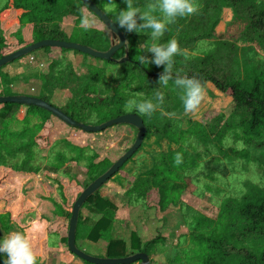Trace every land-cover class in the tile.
Segmentation results:
<instances>
[{
    "label": "rangeland",
    "instance_id": "obj_1",
    "mask_svg": "<svg viewBox=\"0 0 264 264\" xmlns=\"http://www.w3.org/2000/svg\"><path fill=\"white\" fill-rule=\"evenodd\" d=\"M10 1L0 0V9ZM260 4L264 5V0H261ZM8 8L9 6L3 11L0 10V21L8 30V40L14 42L17 37L29 36L33 42V35L20 23L24 11H19L17 16L15 12L10 11L12 8ZM248 11L249 8L244 5H239L236 9H223L220 16L215 18L213 38L198 44L196 50L193 48L195 51L185 49L184 53L191 57L211 54V60L224 75L235 71L234 63L237 62L246 68L263 70L264 27L261 32L250 28L251 17ZM86 19L87 23L77 24L75 17H64L56 30L63 34L64 40L67 41L77 27L99 30L109 36L113 45L110 31L100 20L94 16H87ZM151 43L152 41H148L149 45ZM48 49L50 48L34 51L6 65L3 72L13 79L7 85L8 90L16 96L39 99L43 97L64 113L74 114L83 120L84 124L96 126L99 124L100 114L106 110L103 98L96 100L75 97V91L80 90L79 86L85 82L91 70L105 69L106 62L76 51ZM54 64L55 79L49 77L46 81L43 74L48 73L49 67ZM112 72L109 68L108 74L111 75ZM66 79H69V82L67 87H64L61 84L65 83ZM1 83L0 81V88ZM105 86L111 88L116 84L110 81L101 82L100 87ZM204 91V100L195 113L185 114L184 111L179 112V105L178 109L171 105V108H175V115L171 117L184 122H203L217 132L223 125L231 124L244 116L242 111L234 108L232 99L217 91L212 84H207ZM125 96L127 97V94ZM129 99L141 100L128 96L127 101ZM172 101L173 99L168 98L170 104ZM86 105L90 109L84 110ZM25 116L26 108L23 106L16 119L22 122ZM215 118L218 120H214ZM31 122L30 125H33L38 119H32ZM210 127L207 128L208 131ZM183 128L185 129V125ZM12 129L20 131L23 128L18 125ZM137 133L135 128L126 125L114 126L100 133H86L51 119V126H48L46 134L42 135L43 140L37 146L9 156L7 152L10 144L0 120V176L3 171H11L13 174L10 182L6 183L0 192V196H5L9 204L13 220L10 224L12 229L6 232L0 228V239L13 231H26L33 222L41 223L43 229L32 236L38 264H83V261L71 254L67 245L61 242V236L56 235L55 230L59 229L58 221L66 219L58 217L57 208L63 207L64 194L68 200V208L65 210L68 214L77 192L90 184L86 154L90 156L94 151L99 154L100 159L120 158L126 149L132 147ZM235 133L227 131L223 149H248L251 154L249 161L219 156V148L213 139L209 141L213 145H209L207 150L191 140L195 153L201 154L202 160L194 172L184 176L180 186L182 189L179 205H171L164 211L158 208L155 194L148 200L139 202H133L126 196L128 182L152 169L154 158L169 148L165 142L160 147L153 137L148 138L120 174L99 190L100 195L109 199L116 207L110 238L124 241L127 252L130 253V238L133 232H136L143 242L159 237L161 241L150 254L149 264H179L174 263L175 259L186 263L185 251L192 248L191 231L186 224L187 217H192L195 212L216 222L226 200L242 198L252 188L264 191V179L257 162V158L262 157V151H252L254 146L249 147L243 140H235ZM190 152L193 154V151ZM81 215L82 219L86 220L83 228L79 226L80 239H77V247L89 256L104 258L108 243L102 240L94 243L86 238L88 229L94 224L93 214L85 208ZM235 234L236 240L224 244V248L232 255L241 251L256 254L264 252V231L246 236H240L237 231Z\"/></svg>",
    "mask_w": 264,
    "mask_h": 264
},
{
    "label": "trees",
    "instance_id": "obj_2",
    "mask_svg": "<svg viewBox=\"0 0 264 264\" xmlns=\"http://www.w3.org/2000/svg\"><path fill=\"white\" fill-rule=\"evenodd\" d=\"M260 1L194 0L197 11L190 16L178 18L169 25L168 31L159 41L160 43H166L168 40L175 38L180 47L179 54L174 57L173 79L167 85H159L158 83L160 75L164 71L163 66L157 67L154 64L142 66L139 64V57L145 51L144 46H150L148 41L151 40L148 34L146 32L139 35L136 33L125 34L123 30H120L125 37V41L130 42L128 47L120 49L111 60L105 61L107 65L105 69L91 70L85 82L79 86L80 90L78 92H76L77 89L74 90L75 97H89V99L96 100L103 98V105L106 110L100 114L99 124H96V126L123 115L135 114L141 117L146 127V134L140 149L144 146L145 141L151 137L155 139L158 146L161 147V144L165 142L169 147L166 152H161L154 158L152 169L128 182L126 196L132 199L133 202L148 200L150 196L155 194L154 197L161 211L166 210L171 205H179L182 189L180 186L184 176L194 172L202 160V155L195 153L191 140L207 150L209 145H213L209 143L210 139H213L219 145L216 144L219 148V156L226 159L232 157L246 162L249 161L251 154L248 149H223V141L227 131H233L234 133L236 131L234 139L243 140L246 146H254L251 149L252 151H262V157L257 158V162L264 179V69L259 71L257 68H246L237 62L234 63L235 71L224 75L211 60V57H213L211 54L205 53V56L191 57V55L184 53L185 49L195 48L196 50L198 44L213 38L212 29L215 27V18L220 16L223 9H236L239 5L247 6L251 17L250 28L257 31L263 30L264 7L262 6L264 5L260 4ZM91 2L112 22H115L118 10L126 7L123 0H111V2L109 0H91ZM7 3L0 9L1 11L8 7ZM133 3L142 10H147L149 5L154 3V0H133ZM13 9L24 11L20 23L27 28L29 34L33 35L34 41L31 42L32 39L29 36H24L17 37L14 42H10L6 36L8 30L4 28V23L0 21V59L46 39L67 41L64 40V35L56 30L58 23L64 17H75L77 24H81L87 16L96 17L81 0H13ZM79 28L75 29L67 42L83 45L99 52H107L111 48V40L106 33L91 28ZM145 55L151 57L150 53H145ZM124 58L126 60L121 63L120 61ZM55 66L56 64L51 65L49 67L50 71L43 74L46 81L49 77L55 79ZM5 67L0 68V81L2 82L0 97L16 96L11 94L7 88V85L13 79L9 74L3 72ZM109 68L113 70L111 75L108 74ZM184 77L197 78L203 88L207 84H212L217 91L232 99L234 108L237 111H242L244 116L231 124L223 125L217 132H214L209 124L203 122L192 120L184 122L172 118L171 116L175 115V108L178 109V105L179 112L184 111L181 100L183 90L178 88L174 82L176 78ZM64 81L65 83L59 84L67 87L69 79ZM103 81L113 82L116 86L111 88L100 87ZM157 93L163 96L162 102L155 101ZM126 94L127 97H137L141 100L152 99L158 104L156 111L151 116L128 111L125 107ZM168 98L173 99L172 104L168 102ZM40 99L48 102L43 97ZM171 105L175 108H171ZM22 107L8 103L0 105L1 126L7 132V141L10 144L7 152L9 156L26 152L31 147L37 146L43 140L44 136L42 135L46 134L48 126H51V119L62 123L50 113L33 106L25 107L26 116L22 122H19L16 116ZM83 109H90V107L86 105ZM65 113L75 121L84 124V121L75 117L74 114ZM32 119H38V122L30 125ZM214 120L218 119L215 118ZM18 125L22 126V131L12 129ZM183 125H185V129ZM208 127H210V131L207 130ZM128 150L129 148L125 150V153ZM190 151H193V154ZM120 158L110 159L106 157L100 159L99 154L94 151L90 156L86 154L87 175L91 181L90 184L104 175ZM124 166L112 179L120 174ZM12 175L11 171L2 172L0 192L5 184L10 182ZM86 188H82L77 192L68 214L65 211L68 208V200L64 194L62 198L65 209L63 207L57 208L59 211L58 217H66V219L58 221L59 231L56 232V235L60 237V231H64L65 235L60 238L61 242L66 245L73 205ZM0 205L3 206L2 209L0 208V228L7 232L12 229L10 224L13 220L11 219L9 204L3 195L0 196ZM85 208L93 214L94 220L93 226L88 229L86 238L94 243L101 240L108 243L104 258L123 259L135 254H146L149 257L161 241L157 237L143 242L141 237L133 232L130 238V253H128L124 241L110 238L116 207L109 199L100 195L98 190L87 199L80 210L76 243L77 239H80V235L78 236L79 226L83 228L86 220H83L81 215L82 210ZM2 211L6 212L1 213ZM186 224L191 231L192 248L185 251L186 263L180 259H175L174 263L264 264V252L256 254L251 251H241L236 255H232L224 248L226 242L236 240V231L239 232L240 236L264 231V191L252 188L242 198L226 200L222 204L216 222L193 212L192 217H187ZM0 264H3L2 256H0ZM83 264L89 263L83 262Z\"/></svg>",
    "mask_w": 264,
    "mask_h": 264
},
{
    "label": "clouds",
    "instance_id": "obj_3",
    "mask_svg": "<svg viewBox=\"0 0 264 264\" xmlns=\"http://www.w3.org/2000/svg\"><path fill=\"white\" fill-rule=\"evenodd\" d=\"M111 2V0H109ZM126 7L119 9L115 22H111L115 30H123L125 34L146 32L152 41L150 46L145 45V51L139 57V64L164 67L159 78V85H167L173 79L172 69L174 57L179 54V42L173 38L166 43L159 41L168 31L169 25L178 18L190 16L197 11L194 0H154L147 10H142L134 5L133 0H123ZM158 13L159 15H157ZM87 23V19L82 21ZM109 28V27H108ZM109 35L113 46H120L122 41L119 36H113L109 28ZM130 42L124 41L125 48ZM145 53H150L149 58ZM175 85L183 90L181 97L185 114L195 113L204 100L205 91L201 82L195 77L176 78ZM155 101L162 102L163 96L157 93ZM158 104L152 99H129L126 102L128 111H135L144 116H151L156 111ZM43 229L41 223L33 222L26 231H13L0 239V256L3 264H38L32 244V236ZM6 257V258H5Z\"/></svg>",
    "mask_w": 264,
    "mask_h": 264
},
{
    "label": "water",
    "instance_id": "obj_4",
    "mask_svg": "<svg viewBox=\"0 0 264 264\" xmlns=\"http://www.w3.org/2000/svg\"><path fill=\"white\" fill-rule=\"evenodd\" d=\"M82 3L104 24V26L109 30H113V36H119L122 44L120 46H111V48L107 52H99L93 50L89 47L67 42V41H58V40H50L46 39L32 45H29L25 48H22L14 53H11L0 59V68L6 66L9 63H12L26 55L33 53L34 51L44 49V48H59L63 50H71L76 51L81 54L87 55L94 59H99L103 61H109L115 55L117 51L122 48H125L123 42L125 41L124 35L120 30H115L114 26L111 24V20L101 12L92 2L91 0H81ZM111 21V22H110ZM109 27V28H108ZM110 31V30H109ZM126 58L121 60L120 62H124ZM16 104L20 106H33L44 110L59 121L67 125L68 127L76 128L82 130L86 133H100L104 132L107 129H110L114 126L126 125L135 128L138 133L136 136V140L132 147L101 177L91 183L79 196L72 208V214L69 221L68 228V242L67 247L71 254L80 259L83 262H87L89 264H135L140 262L141 264H149L150 259L146 254H135L133 256H129L123 259H107V258H95L87 255L85 252L81 251L76 245V232L78 225V217L80 210L87 199L94 195L98 190H100L108 181H110L115 174L137 153L140 147L143 144L144 137L146 134V127L144 125L141 117L135 114L123 115L121 117L112 119L106 123H103L98 126H91L79 123L69 117L66 113H64L59 108L53 106L51 103L45 102L39 98L31 97V96H12V97H0V105L1 104Z\"/></svg>",
    "mask_w": 264,
    "mask_h": 264
},
{
    "label": "crops",
    "instance_id": "obj_5",
    "mask_svg": "<svg viewBox=\"0 0 264 264\" xmlns=\"http://www.w3.org/2000/svg\"><path fill=\"white\" fill-rule=\"evenodd\" d=\"M12 5H13V0H11L10 3L8 4V6H9L8 9L12 8L10 11H11V12H15V13L17 14V16H18L19 11H20V12H23V10H14ZM19 17H20V16H19ZM1 22H2V21H1ZM18 23H19V21H18ZM8 183H9V182H8ZM8 183H7V184H8ZM2 207H3V206L0 205V208H1V209H2ZM5 212H6V211H5ZM5 212L2 211L1 213H5ZM55 231L58 232L59 229H56ZM55 231H53V232H55ZM53 232H52V233H53ZM60 232H61V237H63V236L65 235V232H64V231H60ZM63 233H64V234H63ZM62 234H63V235H62ZM41 264H43V262H42Z\"/></svg>",
    "mask_w": 264,
    "mask_h": 264
}]
</instances>
